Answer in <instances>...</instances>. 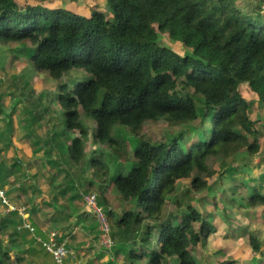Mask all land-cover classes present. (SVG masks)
I'll use <instances>...</instances> for the list:
<instances>
[{"label": "trees", "instance_id": "1", "mask_svg": "<svg viewBox=\"0 0 264 264\" xmlns=\"http://www.w3.org/2000/svg\"><path fill=\"white\" fill-rule=\"evenodd\" d=\"M237 1L106 0L107 17L97 9L84 15L49 8L50 0H0V47L19 44L13 52L25 56L29 75L48 76L57 85L42 99L28 87L30 81L23 82L29 75L14 71L6 91L12 113L21 115L16 126L32 155L42 153L43 162H36L46 164L53 182L49 201L55 213L46 222L75 218V224L81 211L77 202L94 194L110 227L108 254L129 264H196L193 248L213 230L197 194L219 192L218 184H207L214 172L207 170L206 158L225 167L237 152L253 157L260 149L239 87L246 85L264 106V0ZM161 35H168L180 53L161 45ZM6 58L0 59L1 70ZM12 113L0 128V142L13 135ZM145 123L184 130L154 143L142 133ZM113 130L131 135L133 150L114 138ZM88 142L93 150L105 145L111 152L107 158H88ZM20 172L18 164L0 158V187L7 185L15 192L6 194L9 201L27 208L35 184H21ZM183 179L188 186L174 194ZM238 181L242 187L231 183L234 189L247 188ZM107 190L116 194L115 204L107 201ZM263 192L253 187L247 205L264 208ZM18 223L16 212L0 214V233L9 232L8 242L25 239V231H16ZM93 224L90 230L99 236L97 221ZM258 236L248 238L254 254L264 246ZM5 249L0 237V264H12ZM22 253L14 263L33 264Z\"/></svg>", "mask_w": 264, "mask_h": 264}, {"label": "rangeland", "instance_id": "2", "mask_svg": "<svg viewBox=\"0 0 264 264\" xmlns=\"http://www.w3.org/2000/svg\"><path fill=\"white\" fill-rule=\"evenodd\" d=\"M105 1L106 0H50L48 6L49 8H63L68 11H73V13L75 12L84 15L89 14L90 10L97 9L98 12L109 17L110 10L107 4H105ZM242 1L245 2V0H241L237 1L236 4L239 5L240 3H242ZM159 42L161 43V45L163 44L165 46L171 47L172 50L180 53V51L174 47V43L168 38V35L159 36ZM19 47L20 45L15 43L0 47V59L7 57V62L6 65H4V69L1 70L0 68L1 128H3L4 126L3 121L6 116L9 113H12L10 108L11 100L6 93L7 88L10 87L12 83V72L15 71V75L17 76L22 74L27 76L31 73V71L28 70V66H25V56L13 52L16 49H19ZM7 50L10 52L4 55V51ZM27 81H30L31 83L28 87L31 88L30 86H32L33 88L31 89H33L34 93H36V95L40 94L42 99H44L45 93L49 94L50 91L52 93H55L57 88L56 83L45 75L36 76L35 74H31V76L29 75L26 79H23V82L26 83ZM26 84L28 85V83ZM239 92L243 98L248 100L249 119L253 122L255 130L257 131L256 137L258 139L260 149L258 153L253 157L247 155L244 150L237 152V154L234 155L235 158L233 160L229 159L223 163L227 165L225 167H221L222 162L217 161L214 158H206L205 165L207 166V170L214 172L212 178L207 179V184L210 188L213 186V184H218L219 186H216L214 190L219 188V192H210V194L205 195L197 194L199 210L201 211V214L204 215L206 219L205 222H209L213 226V230L207 238H201L200 242H198V244L193 248L192 255L196 261V264H218L220 262L227 261H236L240 264H264V248H262V251L259 254H254L250 251L247 245L249 237H256V235L258 234V238H264V208H251L247 205V199H249V197L252 195L253 187L260 192H263L262 189H264V184L259 183L260 181L264 182V106L260 105L257 102L255 95L247 88L246 85H240ZM12 114L14 115L11 118L16 122L21 118V115L18 114L17 110L16 113ZM87 127L89 129L94 128V122L92 119L87 120ZM183 130L184 127L180 125L170 127L165 124L152 125L150 123H145L143 125L142 133L146 136H150L152 141L156 143L160 140H165L167 137L176 136ZM17 131L18 128H16L15 132ZM117 132H119V134L124 133V131L121 129L119 130V128L117 129ZM112 136L116 139H120L124 144L129 145L131 150H133L132 146L134 147L135 143L134 140H130L132 137L131 135H118L115 134V130H113ZM191 136L192 135H189L187 137L185 136V141L188 142L187 140L191 139ZM130 142H132V145H130ZM10 144L11 140L9 142H0V158L2 157L5 160L6 164L15 162L20 166L22 171H24L20 172V183H31L30 177H32V181H35V186L39 188L42 185L41 181L46 178V184L44 185L48 189V196L51 195L50 187H52L51 184L53 182L50 177H44L47 168H44V165H42L39 168L37 167V173L35 171H32L33 174L26 172L25 170H27V166L25 165L30 164V158L18 152H14L13 154V150L10 151ZM15 145H18L21 149L27 148V143L25 141L16 142L14 146ZM99 146L103 149L99 148V150L97 151L96 148L95 150H93V148L90 147L89 142L86 143L85 148H91L92 151L90 152V154H87V157L92 159V156L99 155L105 156L107 158L106 154H109L111 151L108 150L105 145ZM18 160H20V162H17ZM38 163L35 162L36 165ZM123 167L126 170L129 169V165L124 164ZM33 168L35 169V167ZM229 168L230 170L228 173L222 172V169L227 171ZM195 173H193L192 176L197 175ZM64 175L65 173H62L58 176L64 177ZM12 178L13 175L12 177H10V179ZM238 180L246 183L248 185L247 188L242 190L240 188L234 189L231 183L236 186L242 187L239 184ZM188 184L189 180L187 179L179 181L176 185L174 194L179 195V193L184 188H186ZM32 188L33 185L30 189ZM3 190L5 194H9V197L15 194V192L10 191V188L7 185H4ZM91 191L95 192L93 190ZM106 196L107 201L111 205L116 203L117 196L115 193H113L112 190H107ZM78 202V204L81 206L82 199ZM111 209L113 210L115 208L112 207ZM168 209L173 211V205L169 204ZM2 211L3 209L0 207V213H2ZM84 214L85 213L83 212L82 215ZM87 214L90 215L87 217V219H91V221L95 220L91 213L88 212ZM0 237L2 239L3 245L6 247L5 250L10 253L13 264L16 255L21 254L22 252L20 250L25 249V247L22 246L20 249H18V247L21 245L19 240H16L15 243L8 242L9 232H1ZM33 248L34 249L31 254L32 263L45 264V260H43L41 257L37 258L35 256L36 254H38L36 252L39 248L38 245L36 246L34 244ZM46 255L48 258H50L48 254ZM120 263L129 264L123 259L122 261H120Z\"/></svg>", "mask_w": 264, "mask_h": 264}, {"label": "crops", "instance_id": "3", "mask_svg": "<svg viewBox=\"0 0 264 264\" xmlns=\"http://www.w3.org/2000/svg\"><path fill=\"white\" fill-rule=\"evenodd\" d=\"M246 2V0H245ZM14 121V119H13ZM17 122L14 121L13 126H15V129L12 130L13 135L10 134V140H11V144H10V151L13 150V154L15 153H22L23 155H25L26 157H29L28 159L30 160V164L29 165H25L27 166V170H25L26 172H29L30 174H33L32 171H35L36 173L38 172L37 167H41L42 165H44L43 163L40 164L38 163L37 165L35 164V162L37 161V159L39 160H43L42 159V153H37V158L34 157L32 155V149L30 148L27 140L23 137V133L21 131V129H19L20 127L16 126ZM1 128V127H0ZM16 128H18V131L15 132ZM15 132V133H14ZM20 141H25L27 143V148L21 149L18 145L14 144L16 142H20ZM14 147V149H13ZM17 148V149H16ZM16 156V155H15ZM17 157V156H16ZM39 160V161H40ZM18 162H20V160H18ZM35 167V169L33 168ZM44 168L46 167V164L44 165ZM43 169V168H42ZM22 171V169H21ZM24 172V171H22ZM45 173H49L48 169H46ZM12 177V176H11ZM45 177H49L48 175ZM14 178V177H13ZM12 178V179H13ZM9 178V181L12 180ZM32 177H30L31 180V185L32 183L35 184V181H32ZM46 178H44L41 183L42 185L37 188V186H35L34 190L31 189L30 191L32 192L31 195H29L30 197H28V199H31L33 202H31L30 204L28 203V207L25 208L23 206H20L19 203H12L15 206H18L20 209L24 210V215L26 216V221H28L30 224H32V226H34V228L36 229V235L41 236L42 238H45V232H47V230H56L58 232H60L59 228L63 227L64 229L63 234H61L62 236H64V241L67 244V247L73 251L76 252L77 254V259L79 260L80 264H121L120 261H122V256L121 255H117V256H113L106 253L104 251V249L99 245V241H98V234L94 233V231L90 230V228H94L95 224H93V220L91 221V219H87L88 215L87 213L83 214L84 208H83V204L80 206L77 202V207H79L81 209V211L79 212L78 216H74V217H79L78 221L73 224L76 219L74 218V221L71 223H67L64 220H61L62 218H60L61 222L59 221L56 225H53L52 222H46L48 220L49 217L53 216L55 213V206H52L51 202L49 201L50 195L48 196L47 192L48 189L46 188V186L44 184H46ZM27 192V193H31V192ZM40 192V195H39ZM71 210V207H70ZM3 213V211H2ZM1 214V213H0ZM19 216V215H18ZM21 221V217L19 216V222ZM73 224V225H72ZM25 234V233H24ZM258 235V234H257ZM264 238H262V242ZM19 240V242L21 243V245L18 247V249H20L22 246L25 247V249L20 250L21 252H23L22 256H24L27 259V256L29 257L30 261L31 260V254H28V251H32L33 245L35 244L36 246L38 245L37 243H35V240L33 238L32 235H30L29 233H26L25 235V239H21V238H17V241ZM15 243V242H14ZM264 245V244H263ZM39 247V246H38ZM264 248V246H263ZM38 250H40V253L42 252L41 256H37L35 255L37 258H42L43 260H45V264H51V258H48L46 253L44 251H42V249L39 247ZM37 250V251H38ZM262 251V250H261ZM39 252V251H38ZM110 255V256H109ZM121 256V258H120ZM117 257V258H116ZM242 264V263H241Z\"/></svg>", "mask_w": 264, "mask_h": 264}, {"label": "built area", "instance_id": "4", "mask_svg": "<svg viewBox=\"0 0 264 264\" xmlns=\"http://www.w3.org/2000/svg\"><path fill=\"white\" fill-rule=\"evenodd\" d=\"M94 194L82 195V204L87 212L91 213L98 225V241L99 245L104 249L105 252L110 253L113 246V241L110 235V227L106 218V213L102 210L96 202ZM0 207L3 209L5 214L16 212L20 217L21 221L16 226V231H25L33 236L35 243L48 254L51 258V264H80L77 259L75 251L66 247L64 242H59L60 233L56 230H49L45 232V238L36 235L35 229L24 215V210L18 206L13 205L8 197L6 196L3 188L0 187Z\"/></svg>", "mask_w": 264, "mask_h": 264}, {"label": "clouds", "instance_id": "5", "mask_svg": "<svg viewBox=\"0 0 264 264\" xmlns=\"http://www.w3.org/2000/svg\"><path fill=\"white\" fill-rule=\"evenodd\" d=\"M26 233H28V232H26Z\"/></svg>", "mask_w": 264, "mask_h": 264}]
</instances>
